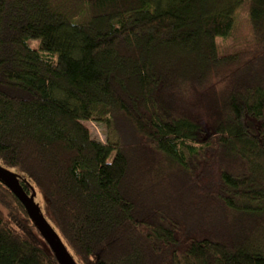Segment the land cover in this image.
<instances>
[{
	"label": "trees",
	"instance_id": "obj_1",
	"mask_svg": "<svg viewBox=\"0 0 264 264\" xmlns=\"http://www.w3.org/2000/svg\"><path fill=\"white\" fill-rule=\"evenodd\" d=\"M74 1L0 0V166L78 264H264V0ZM2 198L0 264H60Z\"/></svg>",
	"mask_w": 264,
	"mask_h": 264
},
{
	"label": "rangeland",
	"instance_id": "obj_2",
	"mask_svg": "<svg viewBox=\"0 0 264 264\" xmlns=\"http://www.w3.org/2000/svg\"><path fill=\"white\" fill-rule=\"evenodd\" d=\"M57 5L62 7L63 12H68L67 15L75 23H84L88 20V15H84L79 8L76 7L77 1L74 0H53ZM235 30L231 39L226 40L224 38H218V50L220 54L230 53L233 50L243 46L246 42L251 41L252 37V27H250L249 16L247 7L240 10L237 14V21L235 25ZM88 127L90 134L95 140L102 143H107L108 132L104 124L91 122H84ZM4 201L0 207L3 209L5 216L11 212L13 215H18L14 204H12L8 199L2 198ZM35 203L40 207L41 213L45 216L50 225H52L51 218L47 214L46 202L43 199L41 193H38L35 197ZM54 226V225H53Z\"/></svg>",
	"mask_w": 264,
	"mask_h": 264
},
{
	"label": "water",
	"instance_id": "obj_3",
	"mask_svg": "<svg viewBox=\"0 0 264 264\" xmlns=\"http://www.w3.org/2000/svg\"><path fill=\"white\" fill-rule=\"evenodd\" d=\"M0 182L5 183L24 206L27 215H29L31 221L37 226L38 232L43 236L59 263L78 264L76 259L72 257L60 235H58L54 226L50 225L45 216L41 213L40 207L35 203L36 194L30 196L24 191L18 175L0 166Z\"/></svg>",
	"mask_w": 264,
	"mask_h": 264
}]
</instances>
